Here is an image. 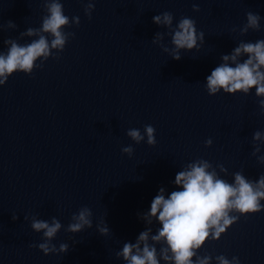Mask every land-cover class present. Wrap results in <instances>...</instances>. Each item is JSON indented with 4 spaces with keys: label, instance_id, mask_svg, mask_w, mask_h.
Instances as JSON below:
<instances>
[{
    "label": "water",
    "instance_id": "obj_1",
    "mask_svg": "<svg viewBox=\"0 0 264 264\" xmlns=\"http://www.w3.org/2000/svg\"><path fill=\"white\" fill-rule=\"evenodd\" d=\"M61 2L80 25L65 28L75 37L60 59L49 57L43 68L14 73L0 86V264H127L116 253L148 228L156 234L161 225H149L143 214L161 188L166 197L179 190L176 174L188 165L207 160L209 171L233 184L237 172L253 183L264 175V111L255 89L214 96L206 89L223 55L240 41L264 39V0H91V19L89 0ZM166 11L173 28L188 17L204 33L199 49H181L180 60L173 58L171 29L153 21ZM249 11L261 16V30L241 35ZM45 15L44 0H0V53L10 47L5 40L38 39L21 33L40 28ZM158 33L162 39L153 43ZM145 125L156 130L154 145ZM133 128L144 140L127 135ZM128 146L131 155L122 151ZM85 206L92 226L69 232L72 215ZM231 214L239 219L219 240L210 236L198 255H210L209 264H220L221 255L230 264L234 256L240 264H264V207ZM53 218L62 227L51 244H67L66 253L32 246L45 239L32 220ZM104 226L107 235L99 231ZM155 246L160 258L162 245Z\"/></svg>",
    "mask_w": 264,
    "mask_h": 264
},
{
    "label": "clouds",
    "instance_id": "obj_2",
    "mask_svg": "<svg viewBox=\"0 0 264 264\" xmlns=\"http://www.w3.org/2000/svg\"><path fill=\"white\" fill-rule=\"evenodd\" d=\"M47 15L42 18L40 28H28L21 36H39L28 44H18L15 40L8 39L4 43L10 45L7 52L0 53V86L5 85L9 77L14 73L23 72L31 75L37 67L43 68L44 62L49 57L60 59V53L64 51L66 44L75 37L74 32H66L65 28L71 27L70 21L76 26L80 25L79 16L71 19L65 15L61 0H44ZM95 4L89 0L85 7V13L91 19L92 9ZM194 11H200L194 5ZM174 16L171 12H163L153 17V21L159 25H166L171 29V43L173 58L180 60L181 49H199L198 40L203 41L204 33L199 32L196 22L188 17H181L173 28ZM247 22L239 28L241 35H246L249 30H261V16L251 11L246 14ZM2 27V26H0ZM8 28H17V25L8 21ZM233 31H236L234 28ZM41 33L50 35L51 40ZM162 39V34H157V43ZM53 49L58 50L53 53ZM165 51L169 49L164 48ZM40 58H43L41 60ZM223 63L215 67L206 77V89L210 95H216L223 89L224 93L245 95L255 89L259 99L258 103L264 111V39L255 42L240 41L230 55L221 57ZM40 61L37 64V61ZM147 143L154 145L155 128L145 125ZM127 135L139 143L144 136L138 129H129ZM261 133H254V139L259 140ZM212 140L206 141L210 146ZM258 150V149H257ZM124 153L132 154L131 146L122 149ZM264 160V158H261ZM211 164L207 160H198L188 165V169L178 172L175 177V185L179 190H174L165 195V189L161 188L151 201L150 210L143 214V219L149 225L153 219L157 220L161 227L152 235L151 228L142 231L136 242L125 243L121 251L116 253L122 257L127 264H161V259L168 264H209L210 255L199 256L198 251L209 240H219L221 235L239 219L232 215L233 211L241 215L258 213L262 210L260 200L264 199V175L258 183L247 180L241 173H235V183H228L217 177L214 170L209 171ZM92 211L88 207H82L78 213L72 215L73 223L68 225V231L77 233L85 226H92ZM18 217L13 216V219ZM27 219V217H26ZM31 227L36 232H43L45 238L42 243L32 245L38 247L45 254L57 251L66 253L69 250L67 244H60L59 249L51 244L62 225L56 218L49 223L45 220L33 219ZM99 231L107 235L109 229L104 226ZM155 244L162 246L158 251L155 244L149 243V238ZM195 258V259H194ZM220 264H230L224 256H218ZM236 264H240L238 257H233Z\"/></svg>",
    "mask_w": 264,
    "mask_h": 264
}]
</instances>
